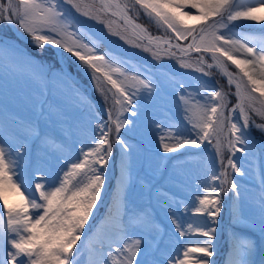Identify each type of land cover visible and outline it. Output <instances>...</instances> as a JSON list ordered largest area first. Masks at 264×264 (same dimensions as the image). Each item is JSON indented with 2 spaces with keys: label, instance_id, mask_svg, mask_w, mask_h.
Segmentation results:
<instances>
[{
  "label": "snow or ice",
  "instance_id": "snow-or-ice-1",
  "mask_svg": "<svg viewBox=\"0 0 264 264\" xmlns=\"http://www.w3.org/2000/svg\"><path fill=\"white\" fill-rule=\"evenodd\" d=\"M69 9L142 48L158 64L175 59L179 69L204 77L215 70L226 80L227 90L224 85L209 87L202 82L195 96L180 83L179 99L187 123L183 128L169 125L167 131L155 123L162 130L159 146L164 153L186 147L205 150L197 154L204 180L195 185L190 201H173L176 210L168 218L177 247L172 251L160 246L157 237L162 230L151 214L130 206L127 192L133 179L134 146L121 135L137 125L144 104L160 91L162 80L127 71L123 62L100 51L97 41L89 37L90 42H85ZM141 10L164 35L153 36L136 22ZM242 21L264 28V0H0V28L18 27L41 55L47 45L62 50L55 53L62 62L75 58L78 70L90 73L107 105L105 119L87 104L96 123L92 127L90 121L83 138L74 142L78 149L68 144L66 130H61L65 138L57 135L55 125L62 122V114L55 113L53 119V110L44 100H37L35 115L29 119L0 107V264H77L85 226L103 203L114 144L120 148V177L104 218L85 237L89 264H213L212 241L225 197L233 205L234 222L243 221L235 177L245 173L234 157L249 152L253 129L264 133V41L258 43L235 31ZM15 52L10 45L0 44V68L26 67L40 82L42 62L25 60L11 68L3 63ZM75 91L85 104L79 90ZM45 92L46 86L38 96ZM32 145L53 157L55 175L30 164ZM144 188L151 190L149 184ZM261 188L258 207L250 210L248 219L264 237V179ZM146 236L152 240L146 241ZM194 236L207 239L193 241ZM252 253L250 241L238 240L232 264H254L249 259Z\"/></svg>",
  "mask_w": 264,
  "mask_h": 264
},
{
  "label": "rangeland",
  "instance_id": "rangeland-1",
  "mask_svg": "<svg viewBox=\"0 0 264 264\" xmlns=\"http://www.w3.org/2000/svg\"><path fill=\"white\" fill-rule=\"evenodd\" d=\"M69 10L72 12L74 21L83 30L85 42H90L89 37H91L92 40L97 41L98 45L102 43L105 47H109L110 53L108 54L114 57L117 62H123L127 71L151 75L162 80L160 91L154 95L150 102L144 104V115L138 120L137 125L127 132L122 130L121 135L127 143L134 146L131 154L133 179L127 192L130 206L144 209L151 214L155 223L162 230L157 237L160 246L167 247L169 251H172L177 247L176 237L170 236L171 226L168 218L170 212L176 210L173 201H190L195 185L204 180L203 170L199 166L201 156L197 154L204 153L205 150L203 146L200 149L186 147L177 152L164 153L159 146V135L162 130L157 129L155 123L163 125V131H167L169 125L176 124L183 128L187 123L184 119V105L179 99L182 94V90L179 88L180 83H183L185 89L191 91L193 96L199 91L202 82H208L209 87L224 85L225 90H227V84H222L219 81L220 74L215 70L212 76L204 77L192 70L179 69L175 59H165L158 64L151 54L143 51L142 48L134 47L120 40L118 36L110 35L103 24L88 20L74 10ZM139 17H143L150 23H144L149 33L164 35L157 25L148 20L142 10ZM238 24L235 31L241 35L248 36L258 43L264 41V28L261 25L247 21L238 22ZM153 27L157 29H153ZM10 30L11 28L6 25L0 28V44L10 45L16 52L7 55L3 63L11 68L25 60H33L42 62L45 69L42 73V80L37 82L26 67L14 71L0 68V107L11 110L21 119H29L35 115L34 106L37 100H44L45 106L50 105L53 110V119H56L55 113L62 114L59 117L62 122L55 125L57 135L65 138V133L61 130H66L67 142L69 145H73L75 141L82 139L85 132L88 131L90 121L91 126H95L96 121L90 116L87 104L94 106L91 110L93 113L98 112L106 119L107 105L103 103L101 96L96 92L90 79V73L85 74L78 70L79 62L75 61V58L64 59L63 62L70 65L75 79L70 77L64 73L60 58L55 55L57 51L62 50H54L46 45V49L44 48L41 55L40 50L33 46L27 34L21 30L23 32L22 39L26 40L25 44L16 40ZM99 50L102 51L100 48ZM64 55L68 56L66 53ZM49 65L51 68L48 67ZM232 70H235L234 66ZM162 74H166L167 78ZM45 86V95L38 96ZM77 89L86 101L85 104L79 102L75 91ZM95 97L103 106L98 105ZM252 137L255 140L264 141V133L255 129L252 130ZM254 139L247 154L238 152L234 157L239 161L242 171L245 173L243 176L235 177L239 185L240 204L238 206L242 209L243 221L241 223L234 222L233 205L225 197L222 212L217 218L219 227L216 237L212 241L214 255L210 259L213 264H232L235 260L234 245L238 240L252 243L253 253L249 259L254 261V264H260L261 258L264 257V237L261 236L259 227L253 226L248 219L250 210L258 207L262 191L261 180L264 179V150L256 145ZM261 143L263 144V142ZM74 147L78 149L79 144L75 143ZM207 151L210 152L211 149ZM113 157V163L116 162V166L114 165L117 169L116 173L114 175L109 164L103 190V203L98 204V209L94 210L93 217L85 226V237L89 236L104 218L113 191L118 186L121 155L119 146L115 144L113 145ZM213 159L215 160L214 157ZM30 164L44 167L45 170L55 175L52 168L53 157L41 152L38 145L31 146ZM215 167L218 171L220 167L218 161H215ZM144 184H149L151 190H146ZM226 214L227 218L229 216V220L226 218L223 220ZM209 223L211 222L209 221ZM85 237H82V241L78 243L82 255L78 257L77 264H89L91 254L87 248L88 240ZM205 239L207 238L192 237L193 241ZM145 240L151 241L152 237L146 236Z\"/></svg>",
  "mask_w": 264,
  "mask_h": 264
},
{
  "label": "trees",
  "instance_id": "trees-1",
  "mask_svg": "<svg viewBox=\"0 0 264 264\" xmlns=\"http://www.w3.org/2000/svg\"><path fill=\"white\" fill-rule=\"evenodd\" d=\"M141 19H142L144 22L148 23L143 17H141ZM148 24H150V23H148Z\"/></svg>",
  "mask_w": 264,
  "mask_h": 264
}]
</instances>
